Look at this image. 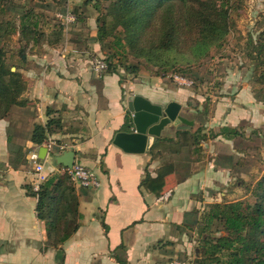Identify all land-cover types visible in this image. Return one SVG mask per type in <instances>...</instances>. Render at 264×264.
Here are the masks:
<instances>
[{"label":"crops","instance_id":"0c3cea01","mask_svg":"<svg viewBox=\"0 0 264 264\" xmlns=\"http://www.w3.org/2000/svg\"><path fill=\"white\" fill-rule=\"evenodd\" d=\"M85 19L67 31L65 42L32 46L26 96L30 101L0 120V264H168L181 250L192 248L189 226L205 206L228 195L229 184L238 177L258 171L259 153L264 154V103L248 82L217 100L210 131L200 133L206 137L199 139L197 153L190 141L179 151L169 140L155 152L151 148L129 153L116 146L113 140L129 114L130 94L154 103H181V114L195 119L191 133L203 114L188 107L198 95L165 78L97 73L91 59L101 51L96 17L89 13ZM50 120L53 133L43 144L50 149L45 171L78 210L74 211L78 226L62 242L48 227L59 201L53 199L40 214L38 197L30 191L36 174L33 164L27 163L30 152L39 154L43 146L32 140L35 125ZM220 126L237 127L239 134L233 138L214 134L211 128ZM178 131L170 124L160 137L177 140ZM18 148L24 154L16 156ZM66 150H74L76 160L97 174L100 187H83L70 175L66 178L67 166L53 157ZM168 164H173L174 172L166 177L165 193H171L163 199L165 193L158 195L142 180L147 174L156 178Z\"/></svg>","mask_w":264,"mask_h":264},{"label":"trees","instance_id":"16d2710c","mask_svg":"<svg viewBox=\"0 0 264 264\" xmlns=\"http://www.w3.org/2000/svg\"><path fill=\"white\" fill-rule=\"evenodd\" d=\"M12 1L0 0V32L4 26L2 17L7 13L6 5ZM240 6V0H95L94 7L99 13L96 18L97 37L100 43L110 44L115 51L124 49L136 56L147 57L149 61H156L163 72L167 73L169 69H175L176 62L165 58V55L175 48L176 39L182 38L185 30L193 29V24L197 27L198 47L209 44L221 46L230 31L232 14ZM181 8L190 15L193 24L187 20L184 12L182 17ZM40 20L41 15L33 8L26 11L18 25L22 38L32 40V46L42 45L46 41L52 46L59 45L62 35L59 36L55 30L52 36H46L45 30L39 29ZM16 28L14 24L12 28L6 27L5 33L11 34ZM56 29L63 31L65 27L59 23ZM251 43L253 46L250 53L256 60L255 69L261 71L260 79L264 80V30L259 33L258 40H251ZM110 66V72L118 73L117 65ZM129 68L124 65L125 70ZM134 69L138 68L134 66ZM27 87L25 76L18 70H12L6 61V50L0 47V120L14 106L25 104L23 95ZM131 122L132 118L128 114L122 129L129 130ZM51 124V120L46 125L36 124L33 142L43 145L53 133ZM202 130L198 128L191 133L188 129H182L177 132V140L172 137L157 138L152 151L155 152L159 146L163 147L165 140H169L177 144L176 151L190 141L192 146H196L194 153H197L201 148L199 139L206 137L200 134ZM215 134L233 138L239 134V130L237 127L223 126ZM173 172V164H168L159 169L156 178L147 174L142 185L149 184V188L158 195L165 193L168 189L166 177ZM54 189L56 194H53ZM61 190H64L61 184L55 182V178H49L39 192L37 204L40 214H43L53 199L59 201L54 219L48 222V227L54 232V239L60 242L66 240L78 226L74 214L78 210L69 201V197H65V191ZM253 195L258 197L254 205L243 200L216 201L202 214L201 254L196 258L197 264H264V175L257 182ZM217 221L224 224L225 234L205 236Z\"/></svg>","mask_w":264,"mask_h":264},{"label":"rangeland","instance_id":"374dc122","mask_svg":"<svg viewBox=\"0 0 264 264\" xmlns=\"http://www.w3.org/2000/svg\"><path fill=\"white\" fill-rule=\"evenodd\" d=\"M94 1L95 0H13L6 5L7 13L2 17V19L4 18V26L0 32V47L3 46L6 50L7 64L15 68V70L20 71L25 76L28 86L23 95V98L26 100L25 104L14 106L10 112L20 106H26L30 101L26 96L30 92V76L32 77V40L27 41L22 38L18 27L21 16L26 11L32 10L33 8L41 15L39 29L45 30L46 36H52V31L56 30L59 36L62 35L59 43L61 44L65 42L68 37L67 31L77 26L78 20L86 21L85 16L89 13L93 14L96 18L98 17L99 13L94 7ZM240 1L241 6L233 12L230 21V31L227 33L226 40L221 46L209 44L198 47L196 45L197 27L192 23L190 15L184 12L186 10L181 8L182 17L184 18V12V15L187 16V20L193 24V29L185 30L183 37L176 39L175 48L165 55V58H171L176 62L175 69L171 68L167 73L166 71L163 72V69L156 61H149L147 57L136 56L130 51L126 52L124 49L115 51V48H112L110 44L100 43L97 35L96 41L100 43L101 51L94 53L91 59L93 61L98 57L105 59L108 63V72L111 70V64H113V66L117 65L116 71L122 74V78L124 76L135 78L140 74H149L165 78V80L175 87H178L179 84L174 80L172 74H182V76L184 75V77L192 80L193 84L189 86L185 85V87L190 90L192 94L198 95V98L193 97V99H190L188 107L203 114V118H201L200 123H198L195 128L206 130L205 134L208 135L207 132L210 131L208 129L210 128L208 124L211 117L214 115L217 100L225 96L227 92L235 91L243 82H248L256 93L258 100L264 103V80L260 79L261 71H256V60L252 58L250 53L253 46L251 40L257 41L259 33L264 30V0ZM66 10L73 11L78 17L77 21L63 31H58L59 29H56L57 24L61 23V21L58 19L57 13ZM13 24L17 26L16 31L11 34H6V27L12 28ZM96 27L98 30L97 20ZM42 45H40V47H42ZM124 65L130 66V68L125 70ZM134 66L138 69H134ZM30 112H32V110ZM182 116L184 115L182 114ZM184 117L189 119L186 116ZM220 128L221 126L217 129L211 128V130L215 134ZM261 140L264 142V135ZM15 152L16 156L24 154L21 148H18ZM258 160L260 162L258 171L255 170L254 174L250 175L248 178L238 177L235 179L229 184V194L226 196H218L215 200H219V202L243 200L254 205L258 197L253 195V190L257 182L264 175L263 153H259ZM27 163L28 165H32L29 160H27ZM64 175H66L67 179L71 178L67 167L64 169ZM49 178L48 176V179ZM215 200L212 203L216 202ZM212 203L207 204L201 214H199L200 216H197L193 220V226L188 225V238H192V248H189L186 253L184 250H181V253H179L180 255L174 259L181 260L187 264H197L196 258L201 254L200 225L202 214L210 209ZM224 234V224L221 221H217L213 224L211 230L206 232L205 236H220ZM172 261L173 259H171L168 264H171Z\"/></svg>","mask_w":264,"mask_h":264},{"label":"water","instance_id":"95a60500","mask_svg":"<svg viewBox=\"0 0 264 264\" xmlns=\"http://www.w3.org/2000/svg\"><path fill=\"white\" fill-rule=\"evenodd\" d=\"M15 70V68H12ZM127 109L132 122L129 130H120L115 134L113 143L125 152L145 153L151 150L156 137H160L162 130L172 124L179 130L189 129L194 120L182 116L181 103L171 101L167 104L154 103L140 94H130L127 98ZM50 149L48 146L39 148V161L44 163ZM56 161L67 167H72L75 162L74 150H66L55 155Z\"/></svg>","mask_w":264,"mask_h":264},{"label":"built area","instance_id":"2783aa9c","mask_svg":"<svg viewBox=\"0 0 264 264\" xmlns=\"http://www.w3.org/2000/svg\"><path fill=\"white\" fill-rule=\"evenodd\" d=\"M58 19L64 25L65 28H68L70 25L77 21L76 14L71 10L60 11L57 13ZM92 68L97 73L105 72L108 69V63L103 58H96L92 63ZM174 80L181 86L185 85H192L193 81L184 77L178 73L172 74ZM28 160L31 164H33L34 172L36 174V178L31 183V190L35 196L38 197L40 190L42 189L43 184L48 180V176L45 171V164L39 161V154L37 151L30 152ZM69 174L71 177L78 181L81 186L87 188H98L101 186V181L98 178L97 174L90 169L89 167L85 166L80 161L75 159V162L72 167H67ZM171 192L165 193L162 197L166 199L169 197ZM171 264H187L181 260L174 259Z\"/></svg>","mask_w":264,"mask_h":264}]
</instances>
